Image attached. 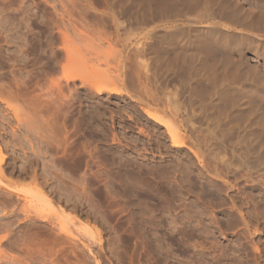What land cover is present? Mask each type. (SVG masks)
I'll list each match as a JSON object with an SVG mask.
<instances>
[{"label":"rangeland","instance_id":"374dc122","mask_svg":"<svg viewBox=\"0 0 264 264\" xmlns=\"http://www.w3.org/2000/svg\"><path fill=\"white\" fill-rule=\"evenodd\" d=\"M182 1L0 0V264H264V188L239 175L260 159L230 117L264 112V9Z\"/></svg>","mask_w":264,"mask_h":264},{"label":"bare ground","instance_id":"6f19581e","mask_svg":"<svg viewBox=\"0 0 264 264\" xmlns=\"http://www.w3.org/2000/svg\"><path fill=\"white\" fill-rule=\"evenodd\" d=\"M194 1H195V0H183V1H182V2H183L182 4H183V6H189V7H191L190 5H191ZM242 1H243L244 4L250 6V7L254 8V9H259V10H263V9H264V6H263V5H262V6H263V7H262L261 5H259L257 2H255V1H253V0H242ZM180 2H181V1H180ZM196 2H197V0H196ZM225 3H226V2H225ZM88 5H89V4H88ZM193 6H196V5L194 4ZM221 6H222V5H221ZM223 6H224V5H223ZM87 7H88V6H87ZM89 7H90V6H89ZM170 7H171L170 5H160L159 10H161V11H163V10H169ZM190 9H191V8H190ZM224 9H225V8H224ZM191 10H192V9H191ZM145 11H146V10H145ZM182 11H183V10H182ZM225 11H226V10H225ZM152 12H153V10L151 11V14H152ZM192 12H193V11H192ZM156 13H157V12H156ZM197 13H198V12H197ZM242 13H243V11H242ZM252 13H253V12H252ZM259 13H260V12L258 11V15H259ZM261 13H262V12H261ZM147 14H148V13H147ZM183 14H184V13H183ZM231 14H232V13H231ZM255 14H256V10H255ZM152 15L155 16L154 14H152ZM186 15H187V14H186ZM186 15H185V16H186ZM192 15H194V14H192ZM196 15H197V14H196ZM224 15H226V14L224 13ZM227 15H228V14H227ZM241 15H242V14H241ZM258 15H257V16H258ZM145 16H146V13H145ZM185 16H183V17H185ZM210 16H211V15H210ZM232 16H233V15H232ZM246 16H247V15H246ZM155 17H156V16H155ZM192 17H193V16H192ZM197 17H198V16H197ZM211 17H212V16H211ZM223 17H224V16H223ZM185 18H187V17H185ZM189 18H191V17H189V15H188V19H189ZM205 18H206V17H205ZM207 18H208V17H207ZM212 18H213V17H212ZM230 18H231V17H230ZM235 18H237V17H235ZM151 19H152V18H151ZM179 19H180V18H179ZM182 19H183V18H182ZM153 20H154V19H153ZM169 20H170V19H169ZM186 20H187V19H186ZM186 20H185V21H186ZM205 20H206V19H205ZM255 20H256V19H254V21H255ZM5 21H6V20H5ZM170 21H171V20H170ZM185 21H183V22H185ZM208 21H209V20H208ZM233 21H234V20H233ZM247 21H248V20H247ZM247 21H245V22H247ZM252 21H253V20H252ZM256 21H257V23H259L258 20H256ZM260 21H261V23H262V24H261V27H262V29H263V31H264V12H263V15L260 16ZM151 23H152V22H151ZM154 23H156V22H154ZM252 23H253V22H251V25H252ZM255 23H256V22H255ZM255 23H253V25H254ZM176 24H178V23H176ZM185 24H186V23H185ZM189 24H191L190 21H189ZM217 24H218V23H217ZM217 24H216V25H217ZM241 24H244V23H241ZM12 25H13V24H12ZM171 25H172V24H171ZM173 25H174V24H173ZM173 25H172V26H173ZM247 25H249V23H247ZM255 25H257V24H255ZM176 26H177V25H176ZM225 26H226V25H225ZM257 26H260V25H257ZM227 27H228V26H227ZM250 27H251V26H250ZM250 27H249V28H250ZM254 27H255V26H254ZM170 28H171V27H170ZM173 28H174V26H173ZM230 28H231V27H230ZM244 28H245V27H244ZM255 28H256V27H255ZM259 28H260V27H259ZM186 29H188V28H186ZM177 30H179V29H177ZM182 30L184 31V29H182ZM255 31H256V30H255ZM255 31H253V32H255ZM259 31H260V30H259ZM18 32H19V31H18ZM181 32H182V31H181ZM184 32L187 33V31H184ZM184 32H183V33H184ZM191 32H192V31H191ZM191 32H190V33H191ZM219 32H220V31H219ZM219 32H218V34H219ZM247 32H248V31H247ZM260 32H261V31H260ZM260 32H259V33H260ZM172 33H173V32H172ZM172 33H171V34H172ZM179 33H180V32H179ZM257 33H258V32H257ZM262 33H263V32H262ZM175 34H176V33H175ZM180 34H181V33H180ZM184 34H185V33H184ZM191 34H192V33H191ZM209 34H210V33H209ZM211 34H212V33H211ZM216 34H217V33H216ZM221 34H223V33H221ZM231 34H232V33H231ZM231 34H230V35H231ZM176 35H177V34H176ZM178 35H179V34H178ZM178 35H177V36H178ZM181 35H183V34H181ZM187 35H188V33H187ZM192 35H193V34H192ZM203 35L205 36V34H203ZM227 35H228V34H227ZM227 35H226V36H227ZM249 35H250V34H249ZM261 35H262V34H261ZM261 35H260V36H261ZM173 36H174V35H172V37H173ZM204 36L202 37L203 39H201L199 42H196V43H198L199 47H201V48H203V49H206V48L209 49V46H211V45L213 46V44H215V45L218 44V43L221 41V39H223V37L225 36V34H224V36H217V35H214V33H213V35L208 36V37H206V38H204ZM250 36H251V35H250ZM257 36H258V35H257ZM260 36H258V37H260ZM12 37H13V36H12ZM180 37H181V36H180ZM198 37H199V36H198ZM231 37H233V36H231ZM183 38H184V37H183ZM193 38H195V37H193ZM236 38H238V37H236ZM263 38H264V37H263ZM3 39H4V38H3ZM186 39H187V38H186ZM188 39H189V38H188ZM188 39H187V40H188ZM227 39H228V38H227ZM227 39H226V40H227ZM233 39H234V38H233ZM233 39H232V40H233ZM174 40H175V39H174ZM181 40H182V39H181ZM181 40H179V41H181ZM224 40H225V39H224ZM234 40H235V39H234ZM247 40H248V39H247ZM251 40H252V39H251ZM179 41H177V43H178ZM184 41H185V40H184ZM195 41H196V40H195ZM237 41H238V40H237ZM262 41H263V40H262ZM8 42H9V41H8ZM221 42H222V41H221ZM238 42H239V41H238ZM247 42H248V41H247ZM180 43H181V42H180ZM180 43H178V44H180ZM190 43H191V42H190ZM193 43H194V42H193ZM222 43H223V42H222ZM225 43H226V44H225V46H226V45H227V42H225ZM136 44H137V43H136ZM136 44H135V46H137ZM139 44H140V43H139ZM181 44H182V46H183L184 48H186V47H185V46H186V42L183 43V40H182V43H181ZM187 44H188V43H187ZM194 44H195V43H194ZM242 44H243V43H242ZM252 44H253V43H252ZM188 45H189V44H188ZM191 45H192V43H191ZM221 45H222V44H221ZM233 45H234V44H233ZM235 45H236V44H235ZM238 45H239V44H238ZM243 45H244V44H243ZM259 45H260V44H259ZM139 46H140V45H139ZM178 46H179V45H178ZM182 46H180V50H181V47H182ZM193 46H194V45H193ZM252 46H254V45H252ZM188 47H189V46H188ZM191 47H192V46H191ZM263 47H264V46H263ZM132 48H133V47H132ZM135 48H137V47H135ZM193 48H194V47H193ZM233 48H234V47H233ZM233 48H232V49H233ZM254 48H256V47H254ZM133 49H134V48H133ZM139 49L142 50V48H139ZM175 49H177V48H175ZM182 49H183V48H182ZM197 49H198V47H197ZM225 49H226V48H225ZM238 49H239V48H238ZM240 49H241V48H240ZM261 49H262V48H261ZM141 50H140V52H141ZM183 50H184V49H183ZM191 50H192V48H191ZM241 50H242V49H241ZM136 51H137V50H136ZM136 51H135V49H134V53H137ZM142 51H144V49H143ZM146 51H147V50H146ZM181 51H182V50H181ZM184 51H185V50H184ZM184 51H183V52H184ZM186 51H187V49H186ZM3 52H4V51H3ZM132 52H133V51H132ZM144 52H145V51H144ZM188 52H190V51H188ZM188 52H187V53H188ZM230 52H231V51H230ZM258 52H259V51H258ZM262 52H264V51H262ZM0 53H1V52H0ZM147 53H148V51H147ZM147 53H146V54H147ZM184 53H186V52H184ZM184 53H183V54H184ZM139 54H140V53H139ZM141 55L143 56V54H141ZM144 55H145V54H144ZM261 55H262V54H261ZM7 56H8V55H7ZM9 56H10V55H9ZM142 56H141V57H142ZM12 57H13V56H12ZM138 57H139V56H138V53H137V58H138ZM231 62H232V61H231ZM210 63H211V62H210ZM210 63H209V64H210ZM206 64H207V62H206ZM233 64H234V63H233ZM214 65H215V64H214ZM227 65H228V64H227ZM208 66H209V65H208ZM234 66H235V64H234ZM209 67H210V66H209ZM230 68H231V67H230ZM232 68H233V67H232ZM211 69H212V68H211ZM213 69H214V68H213ZM213 69H212V70H213ZM236 69H237V67H236ZM215 70H216V69H215ZM234 70H235V69H234ZM208 71H209V70H208ZM226 71H227V70H226ZM247 71H248V70H247ZM211 72H213V71H211ZM215 72H216V71H215ZM238 72H239V71H238ZM238 72L236 71V73H238ZM245 72H246V69H245L244 72H242V73H240V74L243 75V73H245ZM228 73H229V71H228ZM228 73H227V74H228ZM230 73H231V71H230ZM233 73H234V72H233ZM246 73H247V72H246ZM249 73H251V72H249ZM218 74H219V73H218ZM234 74H235V73H234ZM253 74H254V73H253ZM214 75H215V73H214ZM224 75H225V74H224ZM229 75H230V74H229ZM236 75H237V74H236ZM244 75H245V74H244ZM217 76H218V75H217ZM220 76H221V74H220ZM227 76H228V75H227ZM237 76H238V75H237ZM237 76H236V77H237ZM246 76H248V75H246ZM255 76H257V75H255ZM218 77H219V76H218ZM224 77H225V76H224ZM224 77H223V78H224ZM229 77H230V76H229ZM244 77H245V76H243L242 78H244ZM225 78H226V77H225ZM230 78L232 79V77H230ZM250 78H253V77L250 76ZM219 79H220V78H219ZM219 79L217 78V80H219ZM228 79H229V78H228ZM231 79H229V80H231ZM233 79H234V78H233ZM245 79H246V78H245ZM245 79H244V80H243V79H239V80H243V81L245 82ZM247 79H248V77H247ZM215 80H216V79H215ZM215 80H214V81H215ZM249 80H252V79H249ZM253 80H254V79H253ZM233 81H234V80H233ZM235 81H236V80H235ZM235 81H234V82H235ZM259 81H260V80H259ZM259 81H257V82H259ZM262 81H263V80H262ZM39 82H40V81H39ZM67 82H68V80H67ZM219 82H220V81H219ZM224 82H226V80H224ZM229 82L232 83V81H229ZM240 82H241V81H240ZM249 82H251V81H249ZM56 83H57V82H56ZM212 83H213V82H212ZM212 83H211V84H212ZM216 83H218V82H216ZM222 83H223V82H222ZM222 83H218V84H217L218 86H217V85H216V86L219 87V84H222ZM251 83H252V82H251ZM254 83H256V81H255ZM254 83H253V84H254ZM58 84H59V83H58ZM234 84H235V83H234ZM240 84H241V83H240ZM244 84H245V83H244ZM244 84H243V85H244ZM249 84H250V83H249ZM257 84H261V83H257ZM36 85H37V84H36ZM38 85H39V83H38ZM38 85H37V86H38ZM40 85H41V84H40ZM40 85H39V86H40ZM55 85H56V84H55ZM213 85H214V84H213ZM250 85H251V84H250ZM59 86H60V84H59ZM222 86H223V85H222ZM230 86H231V85H230ZM251 86H252V85H251ZM251 86H250V87H251ZM261 86H262V84H261ZM261 86H260V87H261ZM220 87H221V85H220ZM220 87H219V88H220ZM231 87H232V86H231ZM246 87H247V86H246ZM58 88H59V87H58ZM211 88H212V87H211ZM225 88H226V87H225ZM227 88H228V87H227ZM250 89H252V88H250ZM253 89H254V88H253ZM22 90H23V89H22ZM225 90H226V89H225ZM227 90H228V89H227ZM231 90H232V89H231ZM234 90H235V89H234ZM244 90H245V89H244ZM5 91H6V90H5ZM9 91H10V90H9ZM38 91H39V90H38ZM59 91H61V90H59ZM216 91H217V89H216ZM229 91H230V90H229ZM242 91H243V89H242ZM246 91H247V90H246ZM248 91H249V89H248ZM251 91H252V90H251ZM259 91H260V90H259ZM262 91H263V89H262ZM10 92H11V91H10ZM18 92H19V91H18ZM21 92H22V91H21ZM213 92H214V91H213ZM219 92H220V91H219ZM221 92H222V91H221ZM221 92H220V93H221ZM224 92H225V91H224ZM252 92H253V91H252ZM1 93H2V92H0V94H1ZM24 93H25V90H24ZM225 93H226V92H225ZM225 93H224V94H225ZM230 93H232V92H229V97H230ZM234 93H235V91H234ZM242 93H243V92H242ZM242 93H241V94H242ZM248 93H249V92H248ZM258 93H259V92H258ZM13 94H15V93H13ZM13 94H12V95H13ZM58 94H59V93H58ZM222 94H223V93H222ZM222 94H221V95H222ZM245 94H246V92L244 93V95H245ZM254 94H255V93H254ZM254 94H253V95H254ZM260 94H262V93H260ZM2 95H3V94H2ZM7 95H9V94H7ZM12 95H11V97H9V98L16 99L15 97H16L17 95L15 94V95H16L15 97H13ZM21 95H23V94H21ZM45 95H46V94H43V97H44ZM48 95H49V94H48ZM48 95H47V96H48ZM234 95H235V94H234ZM236 95L238 96L239 94L236 93ZM244 95H243V96H244ZM253 95H252V96H253ZM255 95H256V94H255ZM24 96H25V95H24ZM38 96L41 97V96H42V93H41L40 95H38ZM38 96H37V98H38ZM216 96H217V95H216ZM227 96H228V95H227ZM227 96H224V97H227ZM243 96H242V97H243ZM245 96L247 97V96H250V95H245ZM245 96H244V97H245ZM256 96H257V95H256ZM256 96H255V97H256ZM260 96H261V95H260ZM262 96H263V95H262ZM262 96H261V97H262ZM17 97H18V96H17ZM43 97H42V98H43ZM58 97H59V96H57V98H58ZM229 97H228V98H229ZM232 97H233V96H232ZM232 97H230V98H232ZM238 97H239V99H240V96H238ZM242 97H241V98H242ZM2 98H3V97L0 96L1 101L3 100L2 102H3V103H4V102L7 103V104H8L7 106H9V108H11L10 103H9L10 100H7L8 97H6V95H5V96H4L5 100H4V98H3V99H2ZM26 98H27V97H26ZM44 98H45V97H44ZM57 98H55V100H56ZM210 98H211V97H210ZM214 98H215V97H214ZM221 98H223V97H221ZM234 98H235V97H234ZM249 98H251V97H249ZM257 98H258V101H259V98H260V97H257ZM24 99H25V98H24ZM30 99H31V98H30ZM211 99H213V98H211ZM218 99H219V98H218ZM236 99H237V98H235V100H236ZM245 99H246V98H245ZM247 99H248V97H247ZM251 99H254V98L252 97ZM11 100H12V99H11ZM40 100H41V99H40ZM58 100H59V99H57L56 102H58ZM225 100H226V99H225ZM225 100H222V101H225ZM227 100H229V99H227ZM232 100H233V101H231V99H230V101H231V106H230V114H231V116H230V117H232V119H231L232 121H231V122H232V123H233V122H236V125H235V123H234V126H237V124H238V126H237V128L239 129L238 131L242 130V132H243L246 136H249V137H252V138H253V140L255 141V145H256V147H257V148L254 147V149L256 148V150H257V156H258V158L260 159V160H259V161H260V164H259L256 168L252 166V169H254V170H251V169H250V170H249V173H247V174H245V175L242 174L243 176H242L241 173H240V174H239V175L241 176L240 178H245V179H247L249 182L256 183V184H258V185H260V186H262V187L264 188V173L260 172V170L264 171V114H263L264 112L262 113L263 115H262L261 113L259 114L258 108H257V106H256L258 113H257V112L255 113L254 111L256 110V108H255V109H254V108L252 109V108L250 107V105L248 104V105H249V109L251 108V110H253L252 112H254V113L252 114V112H251V110H250L251 113L249 112V114H250L251 116H250V118H248L249 115H246V117L248 118V119H247V118L244 117V116H245L244 113H242L241 111H239L240 108H241V107L239 106V103H240L241 101H239V102L237 101L238 104H236V103L234 102V99H232ZM243 100H244V98H243ZM243 100H242V101H243ZM260 100H261V99H260ZM262 100H263V99H262ZM262 100H261V101H262ZM14 101H15V100H14ZM38 101H39V100H38ZM62 101H63V99H62ZM245 101H246V100H245ZM253 101L255 102L256 100H253ZM60 102H61V100H60ZM216 102H217V101H216ZM232 102H234V103H232ZM243 102H244V101H243ZM246 102L248 103V100H247ZM249 102H250V100H249ZM251 102H252V101H251ZM262 102H263V101H262ZM22 103H24V102H22ZM40 103L42 104L43 101L40 102ZM40 103H37V105L39 106ZM54 103H55V102H54ZM220 103H221V102H220ZM224 103H225V102H224ZM259 103H261V102H259ZM263 103H264V102H263ZM12 104H13V102H12ZM14 104H15V103H14ZM27 104H28V103H27ZM27 104H26V105H27ZM48 104L52 105V104L49 103V102H48ZM48 104H47V105H48ZM172 104H173V103H172ZM250 104L254 106V105L256 104V102H255V104H254V103H250ZM257 104H258V103H257ZM30 105H31V103H30ZM35 105H36V104H35ZM35 105H34V106H35ZM37 105L34 107L35 109H36ZM43 105H44V107L46 106V104H44V103H43ZM54 105H55V104H54ZM56 105H57V103H56ZM225 105H227V104H225ZM242 105H243V107H244L245 104H242ZM260 105H262V103H261ZM22 106H23V105H22ZM27 106H28V105H27ZM27 106H26V107H27ZM58 106H60L59 103H58ZM221 106H222V105H221ZM245 106H247V105H245ZM253 106H252V107H253ZM24 107H25V106H24ZM39 107L41 108V105H40ZM39 107H37V109H40ZM44 107H42V108H44ZM48 107H49V106H48ZM48 107H47V108H48ZM51 107H52V106H51ZM63 107H65V106H63ZM173 107H175V106H173ZM226 107H227V106H226ZM228 107H229V106H228ZM15 108H17V107H15ZM31 108H32V107H31ZM42 108H41V109H42ZM47 108H45V109H47ZM61 108H62V106H61ZM176 108H177V106H176ZM222 108H223V107H222ZM245 108H246V107H245ZM17 109H18V108H17ZM27 109H28V108H27ZM32 109H33V108H32ZM45 109H42V111L45 110ZM48 109H50V108H48ZM52 109H53V107H52ZM52 109L49 110V111H52ZM177 109H178V108H177ZM177 109H176V110H177ZM224 109L227 110L226 108H224ZM242 109L244 110V108H242ZM259 109H260V107H259ZM12 110H13V109H12ZM21 110H22V109H21ZM53 110H54V109H53ZM55 110H57V109H55ZM55 110H54V111H55ZM61 110H63V109H61ZM64 110H65V108H64ZM174 110H175V109H174ZM176 110H175V111H176ZM262 110L264 111V109H262ZM1 111H2V110H1ZM3 111H4V110H3ZM30 111H31V110H30ZM33 111H34V110H33ZM45 111H46V110H45ZM47 111H48V110H47ZM54 111H53V112H54ZM59 111H60V109H59ZM175 111H174V113H176ZM177 111H179V110H177ZM23 112H24V111H23ZM23 112H22V113H23ZM37 112H38V111H37ZM39 112H40V110H39ZM53 112H52V113H53ZM61 112H62V111H61ZM63 112H64V111H63ZM63 112H62V113H63ZM221 112H222V111H221ZM223 112H224V111H223ZM243 112H244V111H243ZM245 112H246V111H245ZM247 112H248V111H247ZM260 112H262V111L260 110ZM12 113H14V111H13ZM15 113H16V110H15ZM18 113H19V112H18ZM24 113H25V112H24ZM41 113H42V112H41ZM49 113H51V112H49ZM57 113H58V112H57ZM57 113H56V114H57ZM225 113H226V111H225ZM227 113H228V112H227ZM2 114H3V113H2ZM16 114H17V113H16ZM32 114H33V113H32ZM35 114H37V113H35ZM54 114H55V113H54ZM63 114H64V113H63ZM66 114H67V113H66ZM179 114H180V113H179ZM228 114H229V113H228ZM228 114H227V115H228ZM247 114H248V113H247ZM256 114L258 115V118H254V119H252V118H253L252 116H256ZM57 115H59V114H57ZM3 116H4V115H3ZM7 116H8V115H7ZM14 116H15V115H14ZM16 116H17V115H16ZM21 116H22V115H21ZM40 116H41V114H40ZM50 116H51V115H50ZM149 116H150V114H149ZM0 117H1V116H0ZM37 117H38V115H37ZM55 117H56V115H55ZM57 117H58V116H57ZM57 117H56V118H57ZM221 117H222V116H221ZM3 118H4V117H3ZM3 118H2V119H3ZM6 118H7V117H6ZM22 118H23V117H22ZM59 118H60V117H59ZM150 118H153V117L150 116ZM187 118H188V117H187ZM190 118H192V117H190ZM227 118H228V117H226V120H227ZM4 119H5V118H4ZM17 119H18V118H17ZM19 119H21V118H19ZM19 119H18V120H19ZM38 119H39V118H38ZM38 119L35 118L34 121H35V120L37 121ZM208 119H209V118H208ZM210 119H211V118H210ZM210 119H209V120H210ZM212 119H213V117H212ZM224 119H225V118H224ZM229 119H230V118H229ZM243 119H247V120H243ZM40 120H42V119H40ZM40 120H39V121H40ZM216 120H217V119H216ZM218 120H219V119H218ZM32 121H33V120H32ZM32 121H30V122L33 123ZM162 121L164 122V120H162ZM19 122H22V121L19 120ZM26 122H27V121H26ZM184 122L186 123V121H184ZM211 122H212V121H211ZM213 122H214V121H213ZM213 122H212V125H214ZM216 122H217V121H216ZM216 122H214V123H216ZM224 122H225V120H224ZM228 122H229V121H228ZM5 123H6V122H5ZM36 123H37V122H36ZM208 123H210V121H209ZM226 123H227V122H226ZM229 123H230V122H229ZM232 123H231V125H232ZM20 124H22V123H20ZM28 124H29V123H28ZM50 124H51V123H50ZM53 124H55V123H53ZM189 124H190V123H189ZM206 124H207V123H206ZM217 124H218L217 126L219 127V126H220L219 124H221V123H217ZM42 125H43V124H42ZM42 125H41V126H42ZM51 125H52V124H51ZM164 125H166L165 127H167V122L163 123V126H164ZM185 125H186V124H185ZM194 125H195V124H194ZM194 125H193V129H194ZM222 125H223V122H222ZM226 125H227V124H226ZM231 125H230L229 127H231ZM45 126H46V124H45L43 127H45ZM195 126H196V125H195ZM234 126H233L232 128H234ZM43 127H41V128H43ZM51 127H52V126H51ZM207 127H208V125H207ZM210 127H211V126H210ZM212 127H213V126H212ZM224 127H225V124H224ZM39 128H40V127H39ZM53 128H54V127H53ZM53 128H51V129L53 130ZM215 128H216V126H215ZM31 129H33V128L31 127ZM31 129H30V130H31ZM43 129H44V128H43ZM48 129H49V128H48ZM166 129H167V130L169 131V133L172 135L171 137H172V139H173L174 146H180V147H181V146L184 145L183 142H180V141H177V140H176V139H178V137L175 135L176 131H174L172 127H171L172 130L170 129L169 126H168V128H166ZM196 129H197V128H195V130H196ZM198 129H199V128H198ZM216 129H217V128H216ZM220 129H222V128H220ZM224 129H226V128H223V130H224ZM234 129H235V128H234ZM13 130H14V129H13ZM54 130H55V129H54ZM176 130H177V129H176ZM188 130H190V128H189ZM214 130H215V129H214ZM214 130H212V129L209 128V127L206 128V129H204V131H203L204 133H201L202 131L199 130V131H201V132H200L199 134H197V135L199 136L200 134H202V135L204 134V136H206L205 139H204L205 142H204V141H201L200 138L197 137V138H198V139H197V138L195 137V141H196V142H197V140L200 139V141L203 142V143L205 144L204 148L206 147V149H207V151H208V153H209L208 155H210V158H212V160H214V159L216 158V157H215V158H213V157L216 155V153H218V151L215 152V149L217 150V147L215 148V146L212 144V142H214V139H215V138H214V135H216V134H215L216 132H215ZM227 130H230V129L228 128ZM227 130H226V131H227ZM231 130H232V129H231ZM235 130H236V129H235ZM50 131H51V130H50ZM173 131H174V132H173ZM191 131H192V129H191ZM199 131H198V132H199ZM219 131H222V130H219ZM194 132H195V131H194ZM222 132H223V131H222ZM232 132L234 133L235 131L232 130ZM196 133H197V132H196ZM218 133H219V132L217 131V134H218ZM228 133H230V132H228ZM243 133H242L241 135H243ZM219 135H220V134H219ZM223 135H224V134L222 133L221 137H224ZM232 135H234V134H232ZM241 135H240V138H241ZM44 136H45V135H44ZM193 136H194V135H193ZM199 137H200V136H199ZM201 137H202V139L204 138L203 136H201ZM237 137H238V136H237ZM244 137H245V136H244ZM44 138H45V137H44ZM217 138H218V139H217ZM219 138H220V137H218V136L216 137L217 140H219ZM246 138H247V137H246ZM196 139H197V140H196ZM216 139H215V141H216ZM221 139L223 140V138H221ZM221 139H220V140H221ZM238 139H239V138H238ZM248 139H249V138H248ZM248 139H247V140H248ZM220 140H219V142H220ZM236 140H237V139H236ZM241 140H242V139H241ZM247 140L245 139L244 142H246ZM41 141H42V139H41ZM41 141H40V142H41ZM200 141H199V142H200ZM35 142H36V141H35ZM43 142L46 143V141H43ZM49 142H50V141H49ZM201 142H200V143H201ZM241 142H242V141H241ZM244 142H243V143H244ZM251 142H253V141H251ZM251 142L249 141V143H251ZM36 143H37V142H36ZM216 143H217V142H216ZM231 143H232V142H231ZM243 143H242V144H243ZM246 143H247V142H246ZM246 143H245V144H246ZM253 143H254V142H253ZM10 144H11V143H10ZM19 144H20V143H19ZM23 144H24V143H23ZM46 144H47V143H46ZM198 144H199V143H198ZM198 144H197V145H198ZM204 144H203V145H204ZM217 144H218V143H217ZM217 144H216V145H217ZM237 144H238V143H237ZM247 144H248V143H247ZM30 145L32 146V144H30ZM30 145H29V146H30ZM48 145H51V144H48ZM58 145H59V144H58ZM200 145H201V144H200ZM200 145H199V146H200ZM203 145H201V146H203ZM220 145H222V144H220ZM248 145H249V144H248ZM250 145H251V146H250ZM250 145H249V146L252 147V144H250ZM253 145H254V144H253ZM3 146H4V145H3ZM20 146H21V145H20ZM23 146H24V145H23ZM242 146H243V145H242ZM245 146H246V145H245ZM249 146H248V147H249ZM5 147H6V146H5ZM18 147H19V146H18ZM59 147H60V145H59ZM219 147H221V146H219ZM231 147H233V145H232ZM235 147H236V146H235ZM238 147H239V145H238ZM240 147H241V145H240ZM32 148H33V147H32ZM41 148H42V147H41ZM243 148L247 150V148H245V147H243ZM26 149H27V148H26ZM231 149H232V148H231ZM231 149H230V150H231ZM235 149H237V148H235ZM254 149H252V150H254ZM32 150H33V149H32ZM32 150H31V151H32ZM226 150H227V149H226ZM240 150H241V148H240ZM256 150H255V151H256ZM205 151H206V150H205ZM234 151H235V150H234ZM236 151H237V150H236ZM243 151H244V150H243ZM249 151H250V150H249ZM214 152H215V155H214ZM239 152H240V151H239ZM245 152H246V151H245ZM245 152H243V154H244ZM231 153H232V151H231ZM247 153H248V152H247ZM253 153H254V152H253ZM35 154H37V153H35ZM245 154H246V153H245ZM249 154H250V152H249ZM0 155H2L1 160H0V177L4 178V176H6V172H5V170H4L3 168H1V165H2V163H3V161H4L5 156L3 155V152H2V148H1V146H0ZM37 155H38V154H37ZM238 155H239V154H238ZM238 155H237V156H238ZM241 155H242V154H241ZM251 155H253V154H250L249 156H251ZM255 155H256V154H255ZM255 155H254V157H256ZM212 156H213V157H212ZM216 156H217V158H218V155H216ZM239 156H240V155H239ZM204 157H205V156H204ZM243 157H245V156L243 155ZM246 157H247V156H246ZM42 158H43V156H42ZM200 158H201V157H200ZM210 158H207V159H210ZM247 159H248V157H247ZM247 159L245 158V160H247ZM250 159H251V158H250ZM35 160H36V159H35ZM220 160H221V159H220ZM251 160L253 161V159H251ZM210 161H211V160H210ZM249 161H250V160H249ZM256 161H257V160H256ZM215 162H219V161H215ZM227 162H228V161H227ZM247 162H248V161H247ZM254 162H255V160H254ZM203 163H204V162H203ZM220 163H221V162H220ZM213 164H214V163H213ZM229 164H230V163H229ZM249 164H250V163H249ZM8 165H9V164H8ZM8 165H7V166H8ZM221 165H222V164H221ZM224 165H225V163H224ZM224 165H223V166H224ZM231 165H232V163H231ZM4 166H5V165H4ZM4 166H3V167H4ZM36 166H37V165H36ZM228 166H229V168H230V165H228ZM232 166H233V165H232ZM245 166H246V168H247V167L250 166V165L247 164V165H245ZM245 166H244V167H245ZM254 166H256V165H254ZM216 167H217V165H216ZM216 167H214V169H216ZM250 167H251V166H250ZM250 167H248V168H250ZM218 168H219V167H218ZM222 168H223V167H222ZM248 168H247V169H248ZM219 169H220V168H219ZM227 169H228V168H227ZM227 169H226V170H227ZM216 170H217V169H216ZM254 171L256 172L255 177H254ZM258 171L260 172V175L257 173ZM46 172H47V171H46ZM216 172H217V171H216ZM216 172H215V170H214V173H216ZM218 172H219V171H218ZM228 172H229V171H228ZM228 172H227V173H228ZM230 172L232 173V170H230ZM244 172H245V171H244ZM22 173H23V172H22ZM25 173H26V172H25ZM34 173H35V171H34ZM34 173H33V174H34ZM37 173H38V172H37ZM242 173H243V172H242ZM261 173H262V174H261ZM229 174H230V173H229ZM257 174H258V175H257ZM216 175H217V174H216ZM239 175H235V176H239ZM256 175H257V177H256ZM24 176H25V175H24ZM38 176H39V175H38ZM40 176H41V175H40ZM218 176H219V175H218ZM32 177H33V176H32ZM5 178H6V177H5ZM42 178H43V177H42ZM236 178H238V177H236ZM37 179H38V177H37ZM247 180H246V181H247ZM36 181H37V180H35V182H36ZM43 181H44V179H43ZM38 183H39V182H38ZM41 183H42V181H41ZM36 184H37V183H36ZM39 184H40V183H39ZM39 184H38V185H39ZM44 184H45V182H44ZM0 185H2V184L0 183ZM40 185H41V184H40ZM42 186H43V185H42ZM0 187H1V186H0ZM38 187H40V186H38ZM7 188L10 189V190H13V188H11V187H7ZM42 188H44V187H42ZM40 189H41V188H40ZM42 190L44 191V189H42ZM42 190H41V191H42ZM39 196L42 198L43 195L40 193ZM42 199H44V198H42ZM46 200H47V199H46ZM40 202H41V201H40ZM24 207H25V206H24ZM37 210H38V209H36V211H37ZM24 211H26V210L24 209ZM40 218H41V217H40ZM3 227H4V226H3ZM4 228H5V227H4ZM4 237H5V236H2V238H1L0 240H1V241H4V240H3ZM5 238H6V237H5ZM6 239H7V238H6ZM0 253H1V252H0ZM1 254L3 255L4 253H1ZM4 256H5V254H4V255L2 256V258H0V259H3ZM0 257H1V255H0ZM6 259H7V257H6ZM3 260H4V259H3ZM25 260H26V259H25ZM17 261H18V260H17ZM10 262H11V261H10ZM4 263H5V262H4ZM16 263H17V262H16ZM18 263H19V262H18ZM24 263H25V262H24ZM24 263H23V264H24Z\"/></svg>","mask_w":264,"mask_h":264}]
</instances>
